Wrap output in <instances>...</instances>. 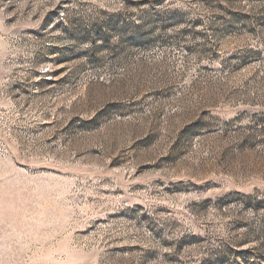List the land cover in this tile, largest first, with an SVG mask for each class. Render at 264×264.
<instances>
[{"label":"rangeland","instance_id":"374dc122","mask_svg":"<svg viewBox=\"0 0 264 264\" xmlns=\"http://www.w3.org/2000/svg\"><path fill=\"white\" fill-rule=\"evenodd\" d=\"M0 264H264V0H0Z\"/></svg>","mask_w":264,"mask_h":264}]
</instances>
